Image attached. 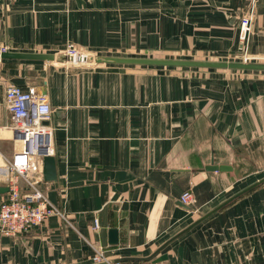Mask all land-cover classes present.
I'll use <instances>...</instances> for the list:
<instances>
[{
  "label": "crops",
  "instance_id": "crops-1",
  "mask_svg": "<svg viewBox=\"0 0 264 264\" xmlns=\"http://www.w3.org/2000/svg\"><path fill=\"white\" fill-rule=\"evenodd\" d=\"M68 44L92 56L264 63V0H0V52L62 55ZM9 85L49 97L57 182L40 189L64 218L0 232V264H93L99 248L119 264H264V184L146 259L264 178V72L0 60L7 158ZM0 188L2 202L1 178Z\"/></svg>",
  "mask_w": 264,
  "mask_h": 264
},
{
  "label": "built area",
  "instance_id": "built-area-1",
  "mask_svg": "<svg viewBox=\"0 0 264 264\" xmlns=\"http://www.w3.org/2000/svg\"><path fill=\"white\" fill-rule=\"evenodd\" d=\"M250 32L251 20L244 17L238 35L242 51H245ZM62 54L77 57L89 55L73 44H68ZM242 62L249 63L246 57ZM76 65L81 66V63ZM4 102L11 120L6 131L11 134L14 150L10 158L0 152V178L8 188L6 199L0 202V232L4 236L16 237L42 225L51 216L64 218V214L49 202L40 189L43 182V159L54 155V130L46 125L51 117L48 95L40 93L36 88L24 91L9 85L5 89ZM180 201L188 206L191 194L185 192ZM98 228L95 221L93 229ZM92 263L119 264L108 261L100 248L95 250Z\"/></svg>",
  "mask_w": 264,
  "mask_h": 264
},
{
  "label": "water",
  "instance_id": "water-1",
  "mask_svg": "<svg viewBox=\"0 0 264 264\" xmlns=\"http://www.w3.org/2000/svg\"><path fill=\"white\" fill-rule=\"evenodd\" d=\"M0 60H14V61H43L54 63L58 66H64L66 64L76 65L81 63V67H93L100 64H112V65H133V66H163V67H180V68H197V69H223V70H236V71H249V72H264V63H244V62H212V61H195V60H176V59H156V58H121V57H103V56H65V55H52V54H32V53H11L0 52ZM231 168L227 166H215L211 165L205 168L206 171L211 172H227ZM43 181L46 183L57 182L56 161L54 156H47L43 159L42 169ZM264 184V178L252 184L248 188L239 192L235 196L231 197L223 204L212 210L206 215L200 216L197 221L191 224L189 227L181 231L179 234L167 241L162 247H160L155 254L146 258L152 259L163 248L175 239L192 229L194 226L219 211L221 208L236 200L240 196L253 190L259 185ZM8 191V188H5ZM1 191V188H0ZM188 209V208H187ZM189 210V209H188ZM109 244H117V232L116 230L109 231ZM167 257L165 255L155 260V263L165 261ZM138 260V259H132ZM141 260V259H140ZM122 260H114L113 262H120Z\"/></svg>",
  "mask_w": 264,
  "mask_h": 264
}]
</instances>
